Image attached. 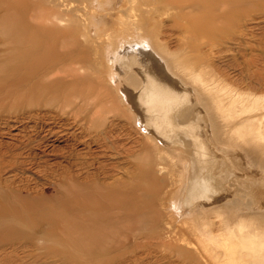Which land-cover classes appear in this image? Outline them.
Here are the masks:
<instances>
[{
  "label": "rangeland",
  "instance_id": "obj_1",
  "mask_svg": "<svg viewBox=\"0 0 264 264\" xmlns=\"http://www.w3.org/2000/svg\"><path fill=\"white\" fill-rule=\"evenodd\" d=\"M115 11L111 12L112 21L116 19ZM101 17L93 18L90 29L84 31L86 37L82 30L85 22L81 21L77 46L68 44L65 48L66 65L79 56L84 67L75 86L72 82L65 86H45L47 82L42 81L41 72L36 70V59L31 58L25 64L17 55L20 48L15 49L13 44L14 54L0 55V186L30 202V209L23 211L21 218L13 216L6 202H0V264H231L236 256L232 250H226L220 260L215 258V253L222 251L224 240L236 242L232 232L240 215L264 225V157L250 153L241 140L232 138L229 134L233 124L219 125L213 106L202 99L172 60L163 56L170 71L191 90H196L197 110L204 112L197 115L195 109L199 119L192 123L201 139L203 135L209 160L206 158V164L199 165L201 170L196 180H204L208 190L201 201L199 198L186 201L190 170L185 149L190 144L176 147L173 143L165 144L155 134L147 137L144 129L138 127L134 113L127 108L115 85V79L121 81L123 76L119 75L117 66L120 51L108 45L103 48L96 36L105 21H109V17ZM159 18L162 23L156 26L160 32L173 33L171 49L175 50L179 30L170 24L176 17L168 14ZM243 19L251 24L264 20L259 13L247 14ZM9 26H13V21ZM263 26L262 21L255 34L248 35L244 41L254 46L255 53L264 56V41L259 39ZM16 36L11 39L18 40ZM121 40V49L132 42L129 36ZM227 41L217 36L216 42L215 38H196L194 43L198 42L202 51L211 44L215 48L236 46ZM209 59L224 71L214 68L208 71L230 74L231 79L243 76L244 90L256 84L253 92L264 95V86L258 85L264 81L255 80L259 74L247 77L242 69L244 57L237 48L221 56L209 55ZM258 64V68L262 67L260 61ZM241 71H244L242 75ZM217 73L221 80L222 75L214 74ZM204 114L207 120H201ZM74 175L80 181L76 186L89 190L107 207L106 223L100 224L104 228L100 238L81 239L57 231L52 215L60 208L71 207V202H75L73 206L81 202L64 194L66 187L69 193L74 192L70 184ZM117 177L128 180L126 185L115 184H119L115 189L118 195L115 193L110 198L107 191L103 190L102 195L96 193L95 180L116 183L120 181ZM224 203L228 210L227 226L221 225L222 220L212 209ZM88 225L95 224H83ZM205 248L210 249L212 257L204 252ZM241 261L236 264H264L260 260Z\"/></svg>",
  "mask_w": 264,
  "mask_h": 264
},
{
  "label": "bare ground",
  "instance_id": "obj_2",
  "mask_svg": "<svg viewBox=\"0 0 264 264\" xmlns=\"http://www.w3.org/2000/svg\"><path fill=\"white\" fill-rule=\"evenodd\" d=\"M114 10L117 11H115L116 19L112 21L111 12ZM251 13H259L264 19V0H0V55L14 54L13 44L15 49L20 48L17 55L24 60L25 64L31 58L36 59V70L41 72L42 81L47 82L45 86L48 85L50 88L65 86L67 82H72V86H75L79 72L84 67L80 64L79 56L66 65L65 48L68 44H74L73 47L77 46L78 32H82L78 31L81 28L79 25L81 21L85 22L82 30L83 34H86L84 31L88 30L93 18L109 17V21H105L106 19L102 21L106 24L102 25L103 29L99 28L100 31L96 36L101 40L103 48L108 45L120 51L117 66L120 71L119 75L123 76L121 75V81L115 79L117 90L123 95L127 108L134 113L133 117L138 127L144 129L143 132L147 137L149 134H155L159 141L165 144L171 143V145L173 143L175 147L179 144H190L191 147L189 146L188 149L184 146L187 151L185 158L190 170L186 201H196L197 198L200 200L203 195L205 196L208 190L204 180H196L201 170L199 165L203 163L202 166H204L208 160L207 149L202 142L203 135L201 139L195 123H192L196 118L195 109L197 110L198 107L195 99L196 90L201 93L202 99L211 104L217 112L219 125L227 127L233 124L229 134L232 138L241 140L250 153L257 152L264 157V95H256L253 92L256 84L253 85L251 82L245 91L241 86L245 82L243 76L231 79L228 76L230 74L227 75L225 72L226 74L223 75L224 70H221V67L209 62V55L221 56L232 48H237L238 53L244 57V66L242 65L244 68L242 69L246 71L247 77L251 78L259 74L255 80L264 81V56L255 53L254 46L244 41L248 35H254L260 28L258 27L260 23L264 22V20H257L251 24L245 21L246 19L243 18ZM168 14L176 17L170 27L179 30L175 50L171 49L173 33L160 32L156 26L162 23V18L159 17ZM10 21H13V26H9ZM221 24L224 27H220ZM261 29L264 30V26ZM14 35H17L18 40L11 39ZM123 36H129L132 42L127 48L121 49ZM217 36L225 38L236 46L215 48V45L211 44L206 51H202L198 42L194 43L196 38L198 40L215 38L216 42ZM259 39L264 41V31L260 33ZM163 56L172 60L175 68L190 81L196 90H191L192 87L186 86V83L184 84L170 71ZM259 61L262 67L258 68ZM208 68L221 70L222 72H216L222 75L223 80H220L218 73L214 74L216 72L208 71ZM242 72L244 71H241V75ZM110 78L113 81L112 76ZM35 85L40 84L35 83ZM258 85L264 86V82ZM190 93L194 94V97H191ZM197 111V115L204 113ZM259 111L263 112L260 115L255 114ZM252 114L255 115L251 116ZM205 119L207 120V115L205 117L204 114L201 120ZM185 138H189L190 141L187 139L188 141L185 142ZM157 147H160L159 144ZM209 158L212 159L210 156ZM193 160L196 162L194 163ZM78 178V175L70 178L74 192L69 193L66 187L64 194L73 201L79 198L81 202L77 203V206H73L75 202H71V207L60 208L59 212L52 215L54 221L57 222L55 224L57 231L60 230L65 236L75 234L81 239L100 238L104 231L100 224L106 223L104 220L107 207L89 190L86 191L76 186L80 183ZM117 178L120 181L116 180V183L114 180V182L95 180L93 188L98 195H102L104 190L108 192V197L114 198L115 193L118 195L115 191L117 186L128 183V180L121 181L122 177ZM117 183L119 184L115 186ZM1 187L0 202H6L13 216L21 218L22 212L30 209V202L25 197ZM179 206L178 204V209L181 210ZM75 207H81V209L75 210L73 209ZM212 209L222 220L221 225H225L228 215L227 204L215 205ZM242 215L233 227L232 233L236 236V242L231 243L229 239L224 240L222 251L215 253L217 260L221 259V255H225L226 250H232L236 256L231 264H236L241 260L243 262L264 261V225L252 219H246ZM90 222H94L95 225L83 226L84 223L87 225ZM204 252L212 257L210 249L205 248Z\"/></svg>",
  "mask_w": 264,
  "mask_h": 264
}]
</instances>
